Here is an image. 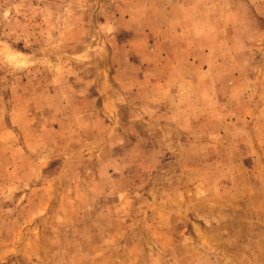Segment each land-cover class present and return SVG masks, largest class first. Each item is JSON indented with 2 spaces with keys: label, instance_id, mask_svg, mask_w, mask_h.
<instances>
[{
  "label": "rangeland",
  "instance_id": "obj_1",
  "mask_svg": "<svg viewBox=\"0 0 264 264\" xmlns=\"http://www.w3.org/2000/svg\"><path fill=\"white\" fill-rule=\"evenodd\" d=\"M0 264H264V0H0Z\"/></svg>",
  "mask_w": 264,
  "mask_h": 264
}]
</instances>
